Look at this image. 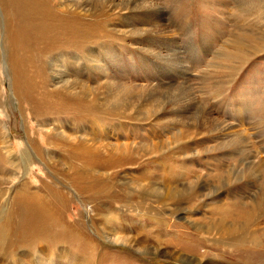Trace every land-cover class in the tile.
Masks as SVG:
<instances>
[{
  "label": "rangeland",
  "instance_id": "rangeland-1",
  "mask_svg": "<svg viewBox=\"0 0 264 264\" xmlns=\"http://www.w3.org/2000/svg\"><path fill=\"white\" fill-rule=\"evenodd\" d=\"M145 1V10H140L139 0L113 1L121 11L113 15L112 21L116 25L112 28L128 32V24H133L143 35L115 38L114 44L106 41L109 47L114 46L108 50L113 57L105 61L100 80L107 88L111 79L117 80L123 98L125 87L128 91L134 90L132 96L139 97L138 101L135 99L137 114H146L150 110L157 113L150 114L149 120H143L144 116L143 121L131 123L116 118L113 126L106 122V129L114 136L106 139L104 135H97L103 140L88 138L85 144L104 149L107 144L128 146L134 143L153 153L147 152L149 154L137 158L140 167L135 165L124 172L115 171L113 178L103 180L101 185L97 183L95 194L89 193L87 181L81 185L82 190L87 187L81 194L70 187L69 179L56 178L50 185L60 189L69 201L61 206L48 205L57 225L69 226V239L62 229L55 230L60 231L64 239L53 250L56 257L52 262L48 258L39 259L35 254L37 251L44 253L42 249H34L28 244L18 247L16 254L24 256L23 264H76L75 258L78 264H264V0H254L246 10L238 9L240 0ZM156 7L159 13H152ZM239 11L249 15L244 17ZM155 21L162 28L158 42L155 40L159 36L143 31L151 29ZM0 25L3 26V19ZM240 26L257 33L254 44H245L241 54L225 61L222 55H226L231 36L238 33ZM3 51L1 47V53ZM173 54L176 56L168 66L155 58L161 55L162 60H167ZM5 62V57H1L0 88L5 110L2 116L13 143L24 147L28 156L18 163L20 170L8 167L10 178L0 180L2 249L7 248L10 240L7 237L11 234L12 240L22 238L21 213L15 196L26 180L25 170H29L33 187L41 181L48 182L50 175L48 165L42 163L27 144L26 137L32 130L25 129L23 124ZM222 65L225 69L217 68ZM154 71L155 75L151 76ZM206 71L211 74H207L210 79L202 84L200 78ZM90 83L92 85L93 81ZM157 85L161 89H157ZM167 87L176 88L172 92L179 96L177 106L171 105L172 102L168 105L159 102L162 89ZM180 87L191 94L190 98L180 97ZM145 92L149 93L144 96ZM109 97V102L117 99L111 93ZM169 100L172 99L165 101ZM114 103L108 104L106 109L113 111ZM121 105L119 101L116 111ZM207 112L211 116L210 122L215 121L212 128L204 124L203 118L196 117ZM180 133L182 138H175ZM62 145L68 147L65 142ZM55 147L62 146L55 144ZM165 156L170 158L167 162L163 160ZM160 159L162 164L173 168L172 172L166 176L153 172L157 179L147 181L144 169L158 167ZM29 160L30 165L37 164L27 167ZM16 178L19 184L15 183ZM191 183L198 186L186 192L187 184ZM152 186L163 194L160 201L139 200L136 195L141 189L152 191ZM175 192L186 193L180 195L181 198L174 195L178 199L168 203ZM162 200L163 206L158 203ZM139 203H147L149 207L136 210L135 205ZM55 222L43 220L40 227L56 228ZM100 228H104L105 235L98 232ZM81 233L99 246L98 255L93 259H89L87 250L82 248L84 242L78 239ZM110 239L130 240V244L114 243ZM65 241L70 244H64ZM105 257L108 261L101 259ZM125 258L133 262L125 263ZM0 264L15 262L0 258Z\"/></svg>",
  "mask_w": 264,
  "mask_h": 264
},
{
  "label": "bare ground",
  "instance_id": "bare-ground-1",
  "mask_svg": "<svg viewBox=\"0 0 264 264\" xmlns=\"http://www.w3.org/2000/svg\"><path fill=\"white\" fill-rule=\"evenodd\" d=\"M113 1L0 0V12L3 19V26L1 27L0 25V59L5 57V63L11 76L12 93L18 102L25 129L29 128L32 130V134L26 137L27 144H29L31 152L42 163L48 165L50 172V175L47 176L48 182L44 181L43 183L40 180L41 184L33 187L32 178L29 177L28 173L29 170H25L24 176L26 180L19 186V191L16 192L15 196L20 211L17 212L21 213L20 231L22 232V238L12 240V234L7 237L10 239L7 248H0V258L3 260L11 259L15 264H23L24 256L16 254V251L18 247H26L28 244L32 245L34 249L44 250V253L34 251L39 259L48 258L52 262L56 257L53 250L61 244L64 239L63 234L68 236L69 239V226L57 225L50 211L52 208L48 205L54 203V205L58 204L57 206H61L66 201H69L68 197L59 192L60 189L53 188L50 185L56 178L69 179L70 187L78 193L81 192V194L82 191L87 189L86 187L82 190L81 185L87 181L89 183V193L95 194L97 193V183L100 184L105 179L113 178L115 171H118V173L124 172L128 167H134L138 164L137 158L149 154L147 152L153 153L152 151H147V149H142L144 147L141 144L137 146L134 143L128 146L107 144L104 149L101 146H87L85 144L88 138L103 140L102 137L98 138V136L104 135L106 139L114 136L111 130L106 129V122L109 126H113L114 120L117 118L118 120L126 119L132 123L135 120H149L148 117L153 114L152 110L146 112V114L142 112L137 114L138 105L136 102L139 97L137 98L136 96L134 98L132 96L135 94L134 90L128 91L127 87H125L126 95L123 98L122 90L117 80L111 79L110 87L108 88L100 80V74L105 68V61H109L113 57L108 50L114 48V46L109 47L106 41L109 40V43L114 44L117 41L115 38H126V36L140 37V35H143L142 31L133 24H128V32H121L116 28H112V26L116 25L112 21L113 15L121 11L118 10V5L113 4ZM139 2L142 6L140 10H145L147 8L144 6L146 1L139 0ZM253 2L254 0H240L237 3V7L240 10L250 9L249 4ZM124 9L127 10V6ZM158 11L159 8L156 7L152 10V13L157 14L159 13ZM239 13L244 17L249 15V13L244 11H239ZM2 19L0 20L2 21ZM157 24L158 21H155L151 29L143 30L145 34L149 33L150 35L159 36L155 42H158L160 36H162V28H159V24ZM256 34L255 31L248 30L246 26L245 28L240 26L238 33L231 36L232 42L228 45V50H225L227 53L224 54L226 55L221 54L222 58L228 61L241 54L245 44L253 46ZM1 47L4 50L2 53ZM174 56L176 54L169 56L167 60H162L161 55H157L155 58L163 62L164 66H168L173 62ZM150 61L151 64H154L153 60L150 59ZM223 65L217 68L225 69ZM207 66L213 67V65ZM213 68L216 69V67ZM228 68L226 66V69ZM152 71L150 70V72ZM176 71L174 69V72ZM179 73H181V76L184 75L182 72ZM207 74L206 71L205 75L201 76L202 84L210 79L209 76L211 74H208L209 76ZM153 75H155V71L151 76ZM91 80L93 81L92 85L90 83ZM157 86V89H161L160 85ZM180 88L181 91L179 90L178 92L180 97L190 98L191 94H187L184 87ZM175 89L173 87L162 89L163 93L160 94L159 99L161 101L159 102L162 103L164 101L167 105L168 102H172L171 105L175 106L178 102V95L172 92ZM109 93L113 95V98L117 97V99L109 102L107 100L110 98ZM148 93L145 92L144 96ZM1 95L0 88V180L6 181L10 178L8 177V167L20 170L18 163L24 161L28 153L24 147H17L11 139L2 116L5 110L2 105ZM154 97L151 96V98ZM167 99L172 100L165 101ZM119 101L122 102V105L116 111ZM113 102H115L114 110H107L106 106ZM24 107L27 113L25 115ZM203 112L204 110L201 113ZM156 113L153 115H156ZM201 113L196 117L203 118L204 124H208L212 128L215 125V121L210 122V113ZM244 114L246 115V113ZM144 116L146 118L142 120ZM177 122L183 124V121L178 120ZM179 136L182 138L181 133L176 135L175 138H180ZM62 141L67 143L68 147H64L62 145L64 142L60 143ZM55 144H60L62 147L57 148ZM233 144L235 146L238 145L237 142H233ZM173 156L174 154L171 155V158ZM169 159L167 156L163 158L165 162ZM30 161L27 162V167L37 164L33 162L30 165ZM160 163L158 167L154 166L144 169V173L146 172L144 177L147 181L153 178L157 179L156 174L153 172H157L160 176H166L167 173L169 175L172 172L173 168L171 166H166L165 163L162 164L163 161L161 159ZM14 164H17V166H13ZM138 167L140 166L137 165ZM42 175L45 176L44 174ZM15 183L19 184L20 181L16 178ZM197 186L198 184H187L186 192ZM204 187L207 186L205 185ZM150 188L153 190L142 188L141 192L138 193L139 195H136L139 197L138 199L160 201L159 197H163L160 189L154 186ZM101 189V191H104L102 186ZM186 192L172 193L168 203L178 199L180 195H185L184 193ZM134 194L132 193V195ZM174 195L178 198H175ZM164 200L158 203L163 206ZM191 200L194 201V198ZM148 207L147 203L145 205L140 203L135 205L136 210H147ZM43 220L55 222L56 228L45 227L41 229L40 223ZM12 227H10L9 232ZM59 228L63 230V234L60 231H55L56 229L59 230ZM100 229L101 232H98L105 235L106 233L102 231L104 228ZM88 237L81 233L78 239L84 242L82 248L87 250L88 258L93 259L98 255L99 246L95 242H90ZM110 240L114 243L120 241L118 239ZM120 242L123 245L130 244V240L128 242L126 240ZM65 243L70 244L68 241H65ZM76 245L78 246V242ZM48 252H51V254L47 255ZM101 259L108 261L105 260L107 259L106 257ZM123 260H126L125 263L133 262L126 258ZM74 261L78 264L76 258Z\"/></svg>",
  "mask_w": 264,
  "mask_h": 264
}]
</instances>
